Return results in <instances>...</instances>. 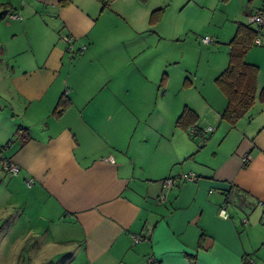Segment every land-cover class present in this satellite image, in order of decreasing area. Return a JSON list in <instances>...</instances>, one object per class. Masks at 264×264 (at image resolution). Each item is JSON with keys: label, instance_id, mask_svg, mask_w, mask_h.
I'll list each match as a JSON object with an SVG mask.
<instances>
[{"label": "crops", "instance_id": "1", "mask_svg": "<svg viewBox=\"0 0 264 264\" xmlns=\"http://www.w3.org/2000/svg\"><path fill=\"white\" fill-rule=\"evenodd\" d=\"M61 1L0 0L7 3L0 9L1 65L25 47L35 52L42 43L38 39L49 50L35 59V70L19 59V71L13 63L10 71L0 72V80H8L10 72L19 82L5 92L0 88V141L17 137L0 158V212L15 203L20 211L11 231L5 224L0 228V241L6 232L9 241L20 244L19 255L32 241L45 252L55 248L61 257L74 251L64 264H147L149 259L154 264H246L248 259L256 264L258 245L240 209L248 203L260 206L264 225V103L257 101L235 126L222 119L227 101L216 92L204 94L199 106L182 102L177 112L166 107L160 98L171 94V76L161 95L150 87L160 81L156 74L153 84L154 69L164 71L174 62L172 54L158 66L153 59L134 62L146 49L139 43L109 41L100 53L94 36L113 3L102 12L97 0H69L66 6ZM243 1L245 21L238 23L249 24L247 17L262 9L263 0ZM137 8L144 19L146 10ZM124 15L133 34L142 31L135 24L140 14ZM68 36L75 38L74 49L86 45L74 61L62 53ZM246 61L263 65L261 90L264 61L251 54ZM64 93L69 108L56 115ZM152 97L160 102L149 112ZM185 107L198 114L200 128H214L204 145L176 126ZM20 128L24 132L18 137ZM246 156L250 160L244 163ZM2 159L16 163L20 175L8 177ZM183 174L197 180L164 185ZM26 178L34 179L31 188ZM224 205L227 219L221 216Z\"/></svg>", "mask_w": 264, "mask_h": 264}, {"label": "rangeland", "instance_id": "2", "mask_svg": "<svg viewBox=\"0 0 264 264\" xmlns=\"http://www.w3.org/2000/svg\"><path fill=\"white\" fill-rule=\"evenodd\" d=\"M243 2V0H116L112 4L109 14H105L106 16L100 18L98 22L101 33L97 32L99 36H94L95 45L97 48L99 47L98 51L103 53L105 48H107L105 43L107 44L109 41L116 44H143L146 49L142 52L143 55L139 59L134 60L137 65L145 59H153L155 65L158 64L159 66L161 58L172 54L174 62L164 68V71H162L161 66L154 69L152 77L154 79L157 74L160 77V81L156 85H152L150 90L155 93L157 89H160L161 95L165 90L163 87L160 88L163 75L171 76V81H173L171 94L165 99H160L164 101V104L167 105L166 107L173 108L176 112L180 110L182 102H187L188 104H196L197 102V106L199 104L202 105L205 102L204 94L207 93L216 92L217 95H220L218 99H226L217 86L215 79L228 66V43L235 34L238 22L240 20L245 21L244 16L241 15L247 9ZM137 6L146 10L145 20L142 18V11H139ZM16 7L21 11L18 3H16ZM160 8L164 9V12L158 22L151 26L150 14ZM127 13L128 15H141L135 23L139 30H142L141 32L132 33L127 22L128 19L125 17L127 15H124ZM247 22L249 23V17H247ZM130 25L133 24L130 23ZM151 27L155 28L150 29ZM262 35L264 36L263 33ZM206 37L211 39L207 44L203 42ZM38 42L42 43L37 44L35 52H30L25 47L22 54L25 53L27 55L23 54L24 56H22L20 54L14 58L9 57V55V58L7 57L2 65L0 62V72L2 70H4V73L5 71H10L13 63L18 66L19 71V59L22 62L31 63V68L34 69L35 59H38L39 56L45 58L49 51L48 46L47 49L44 46L46 44L45 41L38 39ZM64 46H66V49L62 46V53L65 58L74 61L79 57L77 49H74L72 53L66 44ZM83 46L86 45H81L79 48ZM248 54H251L253 60L264 61V45L258 46L254 44ZM118 56L117 52L116 57ZM26 57L32 62L30 60L29 62L24 61ZM261 67H259L260 72L263 73ZM12 75L9 72L7 73L8 80L5 76L4 79L0 80V88L4 89V92L13 87L14 84L19 83L13 82ZM155 80L152 81L153 84ZM154 97L149 98L150 102L147 99L151 110L149 112L154 111L155 106L160 102L157 104ZM218 99H216L217 103ZM144 105L146 104L144 103ZM17 136H23V134L19 133ZM15 139L17 141V137ZM4 140L7 139L5 138ZM194 140L199 141L198 139ZM2 142L0 141V149L7 144ZM7 150L8 148L3 149L0 155L2 156ZM15 206L16 203L9 207L8 210L0 212V228L5 224L4 230L6 232L11 231V228H13L12 220H16L20 213L19 210L14 209ZM240 212H243L249 220V223L246 222L248 224L246 231L252 237L254 245H258L256 251L253 252L256 264H264V225L259 221L262 216V209L260 206L248 203V205L241 207ZM246 218L244 217L243 219ZM262 218L264 221V214ZM18 228L15 229V235L18 232ZM5 233V239L0 241L2 249L0 264H6L7 262H11V264H64L70 260L67 258H70L69 256L74 252H67V254H70L68 257H61L55 253L57 250L52 247L46 250V254L45 250L41 249V245L32 241L25 243L24 249L21 250L19 255L17 245L20 246V244L9 241L7 239L8 235ZM30 246L36 247L33 250L34 252L29 251ZM53 253L56 254L54 257H48V255Z\"/></svg>", "mask_w": 264, "mask_h": 264}, {"label": "trees", "instance_id": "3", "mask_svg": "<svg viewBox=\"0 0 264 264\" xmlns=\"http://www.w3.org/2000/svg\"><path fill=\"white\" fill-rule=\"evenodd\" d=\"M101 4V11L104 12L110 8L111 4L116 0H97ZM147 1V0H143ZM69 0L60 2L61 6H66ZM7 3L1 4V8H5ZM164 9L154 10L150 14V25L154 26L160 19ZM4 17L1 15L0 19ZM259 35L257 28L251 24L238 23L233 38L228 43L229 46V63L228 66L220 72L215 82L226 98L227 104L221 117L223 120L235 126L242 118H244L254 107L257 101L264 103V88L258 90V77L260 68L246 61L249 51L254 46V40ZM167 83V75L164 74L161 80L160 88H165ZM70 100L66 94H62L55 108V114L60 115L69 108ZM199 116L191 108L185 107L179 115L176 126L189 132L190 128L198 126ZM24 129L20 128L16 134H23ZM192 137V136H191ZM193 138V137H192ZM194 139V138H193ZM208 137L206 138V142ZM14 140L8 141L5 147L8 148ZM204 142L203 145L206 143ZM1 158V155H0ZM4 161V159H2Z\"/></svg>", "mask_w": 264, "mask_h": 264}, {"label": "built area", "instance_id": "4", "mask_svg": "<svg viewBox=\"0 0 264 264\" xmlns=\"http://www.w3.org/2000/svg\"><path fill=\"white\" fill-rule=\"evenodd\" d=\"M13 17V16H12ZM249 24L255 25L257 30L259 31V35L255 38L254 44L258 46H263L264 45V38L262 35L263 29H264V0H263V7L260 11L257 13L249 16ZM64 41L66 42L68 49L70 52H74L73 44L75 41V38L72 36H68L64 38ZM211 39L209 37H206L203 39L204 43H209ZM86 46H83L82 48H79L78 53L84 51ZM214 128L213 127H207V128H197V127H192L189 130L190 136H192L194 139H198L200 142L204 143L206 142V138L208 137L210 132H213ZM250 156H246L244 158V163L249 162ZM2 164V170L6 173V175L10 178L12 177H17L20 175V167L9 160H4L1 162ZM197 177L194 174H183V175H178L174 177H170L164 181V185L167 187L173 186L175 183L179 182H184V181H196ZM26 186L28 188H31L34 185V179L33 178H26L25 180ZM262 205L264 206V202H262ZM221 216L225 219L229 218V213L227 211V206L224 205L221 209ZM243 222L246 223L247 220L243 219ZM136 242L140 241V237H133ZM254 261L248 259L246 264H253ZM147 264H154V259H149Z\"/></svg>", "mask_w": 264, "mask_h": 264}]
</instances>
